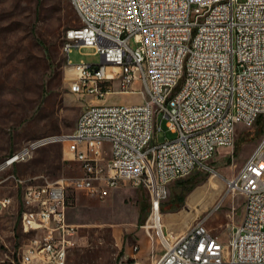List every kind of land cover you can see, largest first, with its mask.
<instances>
[{
  "label": "built area",
  "instance_id": "built-area-1",
  "mask_svg": "<svg viewBox=\"0 0 264 264\" xmlns=\"http://www.w3.org/2000/svg\"><path fill=\"white\" fill-rule=\"evenodd\" d=\"M67 1L79 21L66 29L62 44L67 88L91 100L70 132L25 141L0 161V170L61 141L78 174L44 182L6 175L20 189V229L34 234L19 262L65 263L75 229L65 218L67 188L102 197L128 181L146 190L149 224L161 246L148 264H264V0ZM70 46L93 47L99 61L70 62ZM112 91L138 93L141 100L103 103ZM160 118L175 135L153 142ZM257 119L263 129L255 146L225 181L227 191L243 196L226 242L201 221L163 232L158 211L168 182L195 171L214 174L209 160L232 146L234 125ZM10 200L0 196V212ZM135 263L131 257L122 264Z\"/></svg>",
  "mask_w": 264,
  "mask_h": 264
},
{
  "label": "rangeland",
  "instance_id": "rangeland-1",
  "mask_svg": "<svg viewBox=\"0 0 264 264\" xmlns=\"http://www.w3.org/2000/svg\"><path fill=\"white\" fill-rule=\"evenodd\" d=\"M77 25L67 0H0V161L27 140L70 132L82 106L91 100L90 94L69 92L66 83L70 77L62 44L66 29ZM127 44L130 48L136 45L132 37ZM67 58L72 63L99 61L98 53L88 46H70ZM140 100L138 93L120 91L102 98L106 104ZM164 120L155 123L153 142L174 137ZM261 131L260 121L250 126L237 122L232 146L218 149L209 160L214 175L195 171L168 182L158 213L162 231L179 233L201 221L218 240L226 242V226L239 222L243 196L227 191L225 181L235 174ZM64 143L40 145L26 160L0 170V196L11 198L0 212V264H21L19 252L34 235L20 229V189L6 175H37L29 180L33 182L76 176V162L62 154ZM195 193L199 194L189 199ZM177 196H181L179 202ZM147 202L146 190L130 182L107 188L102 197L67 188L65 218L75 229L64 264H122L131 257L135 264L154 261L161 250L149 224ZM162 211H168L164 213L168 219L161 216Z\"/></svg>",
  "mask_w": 264,
  "mask_h": 264
},
{
  "label": "crops",
  "instance_id": "crops-1",
  "mask_svg": "<svg viewBox=\"0 0 264 264\" xmlns=\"http://www.w3.org/2000/svg\"><path fill=\"white\" fill-rule=\"evenodd\" d=\"M126 182H128V181H126ZM87 194H90V195H93V194H91V193H87ZM199 194V193H198ZM197 194V195H198ZM196 195V193L192 196V197H190L189 199H193L194 197H196L197 196ZM189 203H190V200H189ZM161 204V203H160ZM147 207H148V202H147ZM159 209H160V207H159ZM166 212H168V211H162L161 212V216L164 218V219H168V215H165L164 213H166ZM158 213H159V211H158ZM160 215V214H159ZM159 219H160V216H159ZM161 225V224H160ZM162 230V229H161ZM164 232V231H163ZM154 239H155V241L157 242V244L160 246V244H159V242H158V239L156 238V236L154 235ZM160 250H161V246H160Z\"/></svg>",
  "mask_w": 264,
  "mask_h": 264
},
{
  "label": "trees",
  "instance_id": "trees-1",
  "mask_svg": "<svg viewBox=\"0 0 264 264\" xmlns=\"http://www.w3.org/2000/svg\"><path fill=\"white\" fill-rule=\"evenodd\" d=\"M67 12H69V10ZM257 121H258V119L255 122H257ZM262 129H263V124H262ZM176 198H177V201L179 202L181 199V196H177Z\"/></svg>",
  "mask_w": 264,
  "mask_h": 264
},
{
  "label": "bare ground",
  "instance_id": "bare-ground-1",
  "mask_svg": "<svg viewBox=\"0 0 264 264\" xmlns=\"http://www.w3.org/2000/svg\"><path fill=\"white\" fill-rule=\"evenodd\" d=\"M67 70V72H68V75H69V77H71V74H70V71L68 70V69H66ZM212 175V174H211ZM214 175V174H213Z\"/></svg>",
  "mask_w": 264,
  "mask_h": 264
}]
</instances>
